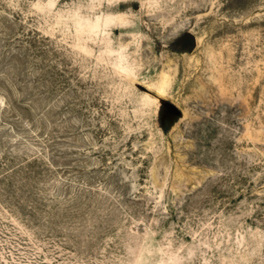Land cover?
<instances>
[{
  "label": "rangeland",
  "instance_id": "obj_1",
  "mask_svg": "<svg viewBox=\"0 0 264 264\" xmlns=\"http://www.w3.org/2000/svg\"><path fill=\"white\" fill-rule=\"evenodd\" d=\"M0 264H264V0H0Z\"/></svg>",
  "mask_w": 264,
  "mask_h": 264
},
{
  "label": "water",
  "instance_id": "obj_2",
  "mask_svg": "<svg viewBox=\"0 0 264 264\" xmlns=\"http://www.w3.org/2000/svg\"><path fill=\"white\" fill-rule=\"evenodd\" d=\"M162 106H163V111L166 115L169 116H180L181 115V110L172 102L166 101V100H161Z\"/></svg>",
  "mask_w": 264,
  "mask_h": 264
}]
</instances>
